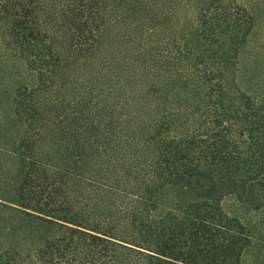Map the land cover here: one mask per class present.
<instances>
[{
	"label": "trees",
	"instance_id": "1",
	"mask_svg": "<svg viewBox=\"0 0 264 264\" xmlns=\"http://www.w3.org/2000/svg\"><path fill=\"white\" fill-rule=\"evenodd\" d=\"M65 6L68 13L54 22L62 47L53 44L52 26L37 25L31 13L14 27L24 36H45L47 53L60 63L76 53L96 58L99 76L81 85L69 111L77 120L91 114L107 134L101 162L120 172L84 180L90 192L116 189L118 200L107 220L93 216L89 208L98 203L92 205L89 190L74 189L75 172L61 160L36 158L34 168L49 164L46 174L22 178L17 203L52 230L36 252L49 264L239 260L260 228L227 214L220 194L264 211V92L250 82L252 71L237 74L240 42L254 22L250 10L235 0H74ZM124 167L133 174L124 176ZM120 213L136 219L131 230L112 222Z\"/></svg>",
	"mask_w": 264,
	"mask_h": 264
},
{
	"label": "rangeland",
	"instance_id": "2",
	"mask_svg": "<svg viewBox=\"0 0 264 264\" xmlns=\"http://www.w3.org/2000/svg\"><path fill=\"white\" fill-rule=\"evenodd\" d=\"M69 1L74 0H0V202L9 204L0 206V264H49L35 249L52 230L29 215L28 208L17 205L22 178L46 174L49 164L40 161L34 168L36 158L64 162L75 172L71 177L74 189L82 192L89 190L86 176L105 180L120 172L104 168L101 161L106 156L101 148L107 145L108 138L102 127L95 126L91 114L82 120L71 118L73 106L68 102L76 98L90 76H99L96 58L76 53L60 63L47 53L45 36H24L21 28L14 27L15 19L31 13L37 25L52 26L56 31L53 44L62 47L65 39L61 27L54 22L68 13L65 5ZM172 1L175 0H165L168 4ZM235 1L245 5L254 17L252 28L240 42L243 52L237 74L243 78L252 71L256 77L250 82L264 92V0ZM125 51L119 48L120 54ZM66 105L67 116L62 118ZM125 168L121 171L124 176L133 174ZM116 191L111 187L89 190L94 196L92 205L98 203L89 208L93 216L100 214L98 218L107 220V210L118 200ZM162 195L170 196L172 192L164 191ZM219 204L227 214L239 216L245 223H256L260 228L255 233V243L243 248L239 260L235 261L233 256L232 262L223 260L222 264H264V211L241 206L232 193H221ZM94 207L99 208V213ZM132 218L120 213L111 220L131 230L136 222Z\"/></svg>",
	"mask_w": 264,
	"mask_h": 264
}]
</instances>
